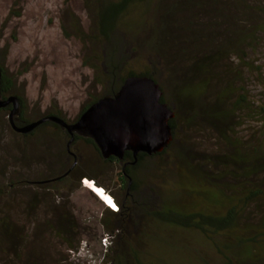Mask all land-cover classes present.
<instances>
[{"label":"trees","instance_id":"16d2710c","mask_svg":"<svg viewBox=\"0 0 264 264\" xmlns=\"http://www.w3.org/2000/svg\"><path fill=\"white\" fill-rule=\"evenodd\" d=\"M82 1L91 28L86 33L75 22L73 29L87 51L90 46L97 48L86 63L94 70L95 81L101 87L109 86L102 98L116 97L128 77L153 78L163 91L162 102L174 108L175 117L170 121L173 139L163 152L151 156L139 153L134 157L127 151L123 160L105 159L87 132L72 135L61 125L46 121L28 133H18L9 120L10 108L0 109V120L8 116L10 130L24 143L52 127L65 144V160L63 156L45 167L47 174L32 181L42 191H33L24 205L0 189V264H71L69 254L82 250L83 238L94 229L93 223L102 229L100 243L102 238L113 237L108 249L102 250L99 264H209L196 259L199 253L181 239L151 237V226L196 236L220 264H264V107L248 101L249 91L235 81L247 72L257 75L264 85L260 75L264 64L256 57L251 59L260 39L244 35L264 31V0L255 6L246 0ZM223 2L228 7L216 8ZM238 11H244L243 16ZM217 20L230 27L235 44L232 39L224 47L215 44ZM0 68V96L5 99L15 93L7 70ZM163 72L173 85L171 93L164 89ZM233 106L240 111L241 120H251L255 126L236 125ZM48 116L67 123L79 119L70 121L57 112L28 120L20 111L14 120L16 126L25 127ZM185 128L210 132L214 143L225 147L216 150L217 154L215 149L211 154L198 152L183 139L188 132ZM80 142L104 165H121V185L111 194L118 210L87 189L90 198L103 207L99 215L84 220L73 206L53 201L44 219L41 201L48 191L59 193L61 185L89 179L109 191L101 170L88 165L74 150ZM161 157L174 170L150 173L145 180L142 167ZM148 240L158 251L147 246ZM185 250L191 252L189 259Z\"/></svg>","mask_w":264,"mask_h":264},{"label":"rangeland","instance_id":"374dc122","mask_svg":"<svg viewBox=\"0 0 264 264\" xmlns=\"http://www.w3.org/2000/svg\"><path fill=\"white\" fill-rule=\"evenodd\" d=\"M258 2L259 0H246L249 6H255ZM220 5L216 8L228 7L226 2ZM244 11H238L240 14L238 15L243 16ZM226 14L228 13L220 15ZM253 19L258 21L257 17ZM75 22L84 32H89V16L82 0H0V65L8 72L13 93L23 99L21 111L28 120L59 112L68 120L74 121L81 116L86 106L96 99H101L108 91L109 86L101 87L95 81L94 70L86 63L92 53L97 52V48L94 46L93 50L90 46L88 51L86 50V46L80 42L73 29ZM216 29L219 31L216 34V45L224 47L229 43V39H232L231 43L236 42L235 37H231L233 32H228L230 27L223 26L219 20ZM250 34L260 39L259 49L251 59L254 60L253 57H256L264 64V31H246L244 35ZM163 74L167 83L164 89L166 93H171L173 85L168 82L167 72ZM260 75L264 79V71ZM235 81L236 85H242L244 90L250 92L247 96L248 101L251 100L255 105L261 104L264 107V85L257 79V75H249L245 72L242 78L236 77ZM232 104L234 105V99ZM233 112L235 114L233 121L236 125L247 128L255 126L251 120H241V114L237 113L240 111L234 106ZM7 118L0 120V189L2 188L4 194H9L24 205L33 191H42V188L34 186L32 181L40 179L41 174H47L43 170L45 167H50L56 161L63 159L61 157L64 156L65 144L62 136L52 127L44 128L32 141L24 143L10 130ZM185 129L188 132L182 135L183 139L198 152L211 154L214 149L216 152L225 147L215 144L214 136L210 135V132H205L203 129L199 132ZM183 131L184 128L180 127V132ZM250 138L248 136L249 141ZM74 150L80 153L88 165L101 170L100 175L109 188V191L106 190V193H110L109 196L113 191L118 192L116 187L121 185V165H104L91 150L85 148L83 142H80ZM174 168L166 157H161L148 160L140 172L144 174L146 180L150 173L165 171L167 174ZM86 181L91 180L84 179L78 184L72 183L71 186L61 185L59 193L48 191L45 200L40 204L42 217L45 219L48 214L47 207L49 204L54 205L53 201L65 203L69 207L73 206L71 208L75 209V212L83 214L84 220H89V217L96 213L99 215L103 207L90 198ZM16 185L17 190L13 191ZM111 197L113 199V196ZM93 225L94 229L91 233H87L83 238L82 250L78 254H69L71 264H99L102 250H107L111 244L112 236L107 239L102 238L100 243L102 229H98L95 223ZM148 231L153 238L181 239L190 250L199 253L196 259L201 258L209 264H220L215 253L203 246L194 235L158 226H151ZM146 243L152 250L158 251L152 240ZM184 254L189 259L191 252L185 250ZM63 264L68 262L63 261Z\"/></svg>","mask_w":264,"mask_h":264},{"label":"water","instance_id":"95a60500","mask_svg":"<svg viewBox=\"0 0 264 264\" xmlns=\"http://www.w3.org/2000/svg\"><path fill=\"white\" fill-rule=\"evenodd\" d=\"M2 69L0 68V82ZM160 85L147 76L128 77L116 97L102 98L84 110L74 123H67L57 116H48L25 127L15 124L21 111L19 96L1 98L0 109L10 108L9 120L18 133H28L46 121H53L70 134L87 132L95 141L105 159L123 160L127 151L134 157L139 153L153 155L163 152L173 139L170 121L175 112L162 102Z\"/></svg>","mask_w":264,"mask_h":264},{"label":"bare ground","instance_id":"6f19581e","mask_svg":"<svg viewBox=\"0 0 264 264\" xmlns=\"http://www.w3.org/2000/svg\"><path fill=\"white\" fill-rule=\"evenodd\" d=\"M86 183L88 184L89 188H92V190H95L96 192H98L100 195H103L102 192L96 185H93L90 181H86ZM106 198V205H108L109 208H117L118 206L114 203V201H112V199H110L109 197H105ZM111 205V206H109Z\"/></svg>","mask_w":264,"mask_h":264},{"label":"clouds","instance_id":"9594fccd","mask_svg":"<svg viewBox=\"0 0 264 264\" xmlns=\"http://www.w3.org/2000/svg\"><path fill=\"white\" fill-rule=\"evenodd\" d=\"M93 185H95V183L93 181H90ZM89 188V187H88ZM102 192L103 195H100L98 192H96L95 190H92V188H89L90 190H92L105 204L106 202V198L105 197H109L110 199H112L111 196H109V194L106 193V191L103 188L98 187ZM112 201H114L112 199ZM108 206V205H107ZM111 206V205H109ZM113 210H118V208H112Z\"/></svg>","mask_w":264,"mask_h":264},{"label":"flooded vegetation","instance_id":"af4514ba","mask_svg":"<svg viewBox=\"0 0 264 264\" xmlns=\"http://www.w3.org/2000/svg\"><path fill=\"white\" fill-rule=\"evenodd\" d=\"M11 107H12V105H8L6 108H8V109H9V108H11Z\"/></svg>","mask_w":264,"mask_h":264}]
</instances>
